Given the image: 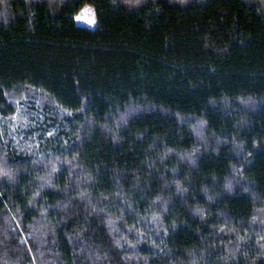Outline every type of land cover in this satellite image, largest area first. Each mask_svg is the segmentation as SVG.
<instances>
[{"label":"trees","instance_id":"obj_1","mask_svg":"<svg viewBox=\"0 0 264 264\" xmlns=\"http://www.w3.org/2000/svg\"><path fill=\"white\" fill-rule=\"evenodd\" d=\"M0 264H264V0H0Z\"/></svg>","mask_w":264,"mask_h":264},{"label":"rangeland","instance_id":"obj_2","mask_svg":"<svg viewBox=\"0 0 264 264\" xmlns=\"http://www.w3.org/2000/svg\"><path fill=\"white\" fill-rule=\"evenodd\" d=\"M76 22L77 24L82 25V26H86L89 28H95L97 26L95 7L92 5H87L86 7H84L81 10V12L76 16ZM17 116L18 118L20 117L18 113H17ZM17 116H15L16 120H18ZM20 118H19V121L25 122L26 118L24 120L22 118L20 120Z\"/></svg>","mask_w":264,"mask_h":264},{"label":"bare ground","instance_id":"obj_3","mask_svg":"<svg viewBox=\"0 0 264 264\" xmlns=\"http://www.w3.org/2000/svg\"><path fill=\"white\" fill-rule=\"evenodd\" d=\"M9 96H10V95H9ZM18 113H19V112H18ZM21 113H22V112H21ZM13 115H14V114H13ZM11 116H12V115H11ZM16 116H17V115H16ZM20 117H21V115H20ZM20 117H19V118H20ZM22 117H24V116L22 115ZM22 117H21V118H22ZM14 118H15V117H13V119H14ZM17 118H18V116H17ZM19 118H18V121H19ZM21 118H20V120H21ZM24 118H25V117H24ZM10 119H11V118H10ZM10 119H9V120H10ZM13 119H12V120H13ZM12 120H11V121H12ZM23 120H24V119H23ZM29 120H30V118H29ZM14 121H16V118L14 119ZM19 122H20V121H19ZM21 122H22V121H21ZM29 122H30V121H29ZM26 123H27V121H26ZM22 124H24V121L22 122Z\"/></svg>","mask_w":264,"mask_h":264}]
</instances>
